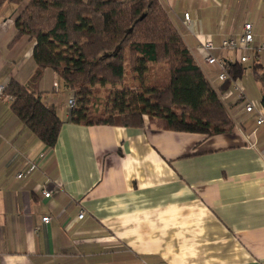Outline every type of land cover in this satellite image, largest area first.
Instances as JSON below:
<instances>
[{
    "label": "crops",
    "instance_id": "1",
    "mask_svg": "<svg viewBox=\"0 0 264 264\" xmlns=\"http://www.w3.org/2000/svg\"><path fill=\"white\" fill-rule=\"evenodd\" d=\"M160 1L210 83L216 68L203 62L193 32L218 45L250 22L256 43L264 41V0ZM18 7L0 9L3 86L11 78L27 84L36 70L32 41L10 46ZM245 65L261 69L258 83L237 81L260 106L264 55ZM36 88L63 123L47 147L0 98V264H264V125L241 103L233 102L230 132L207 136L156 121L140 128L73 123L72 94L53 70L43 71Z\"/></svg>",
    "mask_w": 264,
    "mask_h": 264
},
{
    "label": "trees",
    "instance_id": "2",
    "mask_svg": "<svg viewBox=\"0 0 264 264\" xmlns=\"http://www.w3.org/2000/svg\"><path fill=\"white\" fill-rule=\"evenodd\" d=\"M5 3L19 5L10 46L32 41L36 70L27 84L11 78L1 98H10L13 114L47 147L56 144L63 121L36 88L45 69L73 92V123L140 128L156 121L167 130L207 136L234 128L160 0H0V9ZM225 60L231 78L241 79L246 65ZM252 69L260 79L257 65ZM106 87L98 109L97 90Z\"/></svg>",
    "mask_w": 264,
    "mask_h": 264
},
{
    "label": "built area",
    "instance_id": "3",
    "mask_svg": "<svg viewBox=\"0 0 264 264\" xmlns=\"http://www.w3.org/2000/svg\"><path fill=\"white\" fill-rule=\"evenodd\" d=\"M183 23L186 29L190 27V16L188 12L183 13ZM193 36L197 41V48L202 53V60L205 64L213 66L216 68L215 78L212 83H210L214 89L217 91L218 98L225 108L231 113V108L233 102L241 103L242 108L246 113L254 116L255 124L257 126L264 125V108L256 106L252 103L245 95L244 89L239 85L236 80H233L230 75V67L225 59L218 58L214 53L216 51L233 52L236 56L235 58L228 59L231 61H236L240 64L253 63L257 64L261 55H264V41L256 43L253 25L250 22H245L242 26V31L237 35H227L221 39L218 45H216L209 34L193 32ZM230 81V85L219 90L218 85ZM53 88L58 90L60 88L59 84L55 82ZM4 86L0 85V98L2 97ZM10 99L9 97H6ZM75 104L74 98L71 96L67 100L68 108L73 107ZM35 164L29 165L25 170L20 171L16 177L22 178L26 174H29L34 168ZM44 196L48 197L49 193L44 192ZM84 216V212L80 211L78 218L81 219ZM50 217L45 216L42 218L44 223H48Z\"/></svg>",
    "mask_w": 264,
    "mask_h": 264
},
{
    "label": "rangeland",
    "instance_id": "4",
    "mask_svg": "<svg viewBox=\"0 0 264 264\" xmlns=\"http://www.w3.org/2000/svg\"><path fill=\"white\" fill-rule=\"evenodd\" d=\"M245 71L246 72L243 74V76L241 78V80H243L244 85L250 86L253 83H258V82H256L257 81L256 80L257 78H255L254 71H253L252 67H248V65H246V70ZM258 72H261V69H259ZM127 75H128V77L130 76L129 72L127 73ZM107 88L108 87H106V88H99V90H97L96 95L98 96V98L96 99V103H97L98 109H101V107H102V104L103 103H101V100L102 101L105 100V96H106L107 91H108ZM70 92L73 95V92L72 91H70ZM248 98L251 99L252 97H248ZM255 98H257V97H255ZM251 102H253L255 105L259 106V103H258L259 102V99H256V101L253 99ZM228 112L230 114L231 119L233 120V117L231 116L230 110Z\"/></svg>",
    "mask_w": 264,
    "mask_h": 264
}]
</instances>
